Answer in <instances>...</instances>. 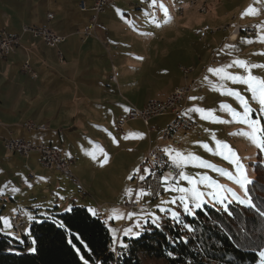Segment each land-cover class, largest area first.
<instances>
[{
  "label": "rangeland",
  "instance_id": "1",
  "mask_svg": "<svg viewBox=\"0 0 264 264\" xmlns=\"http://www.w3.org/2000/svg\"><path fill=\"white\" fill-rule=\"evenodd\" d=\"M26 1L29 2V13L34 14L37 7L40 8L38 15L46 14L45 0ZM133 1V4H130L125 3L124 0H116L106 6L105 11L111 6L123 7V10L108 13L106 18H102L104 17L102 13L98 19L97 25L101 26L108 34L98 38L94 37L101 42L100 45H103V48L99 50L100 56L97 59L93 58V61H90L88 65H81L79 73L74 77L71 75L75 81L74 91H69L71 89L69 87L65 89V85L60 81V77L63 81H68L70 76L67 75V65L61 64L57 59L53 62H47L48 66L41 65L40 68H34L38 74V79L35 81L18 64H12L7 74H0V115H3V120H15L12 125H17L26 120L43 122L48 118L50 133L40 134L42 132L25 131L23 138L27 140L44 138L47 143L51 141L53 146L58 147L65 158L69 159L71 156L75 158L70 166L71 173L68 175L57 170H47L37 164L34 156L28 160L22 155L7 151L0 138V194L3 190L16 192L15 201L8 199L5 207L4 201L0 197V217L7 218L12 226L11 217L14 212H21L24 215L26 231L29 230L32 220H43L51 217L53 210H55L56 199L73 203L74 198L83 196L85 200L81 204L94 211L103 202H108L111 205V203H118L120 200V203H123L126 196H129V200L132 201L135 192L132 177L138 174L139 166L146 157L150 143L153 146L165 144L161 138L169 124L170 116L167 115L158 116L151 120L150 127L153 128L151 134L148 133V128L141 119L129 123L122 131L117 129L118 118L121 115H126L129 110L120 114V102L125 103L126 101L130 106L142 108L146 100L159 98L169 87L183 82L185 72L180 66L188 67L190 65L188 58L184 62L177 61L175 65L167 68L151 65L138 66L137 60L131 61L130 54L133 53L132 51L135 52L137 46L142 45L141 49L144 54L148 48L144 45L145 40L134 36L130 30L133 25L137 26L136 28L143 27L140 17L137 18L139 12H136L135 9L139 8L146 12L145 14L149 18L148 22L145 21V23L150 27L152 21L157 22L155 14L158 11L157 6L162 7V2L170 8L172 6V0H161V2L159 0ZM22 2L23 0H10V4L16 6L12 9L15 15L18 4ZM0 4L3 2L0 1ZM166 5H163L165 10L168 9ZM249 8L254 9V11L249 13ZM226 13H229V16H224ZM183 14L184 18L181 23L187 28L185 37L188 45L187 52L194 55L193 65L198 68L189 75L188 84H192L193 78L200 71L201 62H205L203 58L199 59L198 55H206L208 62L211 52L223 44L226 33H228L227 40L229 42L237 40L238 35L235 27L238 25L254 28L255 35L246 38L242 33L243 36L238 42L226 44L224 51L229 52L230 49V60H226L218 66V61L221 60L222 56L219 54L217 59L212 62V68L226 67L236 60H244L249 65L253 63L264 64V42L260 40V37L264 36V0H201L193 7L186 9ZM3 22L0 17V23ZM205 25H209L214 32L210 31L207 37L200 41L199 31ZM226 25L230 26V30L223 29ZM220 27L222 29L218 30ZM179 36V34H175L173 40ZM109 37L116 38L117 45L114 47H112L113 45L105 46L106 43H109ZM185 39L180 38L179 44H182ZM179 44L175 43L174 47L177 49ZM112 48L123 52L128 57L129 63L121 65L118 61H111L107 51H111ZM207 49H210L209 54ZM171 52L176 53L177 51ZM135 59L140 58L137 55ZM112 64L117 66V71L113 70L112 75L118 77L120 91H116V88L108 90V82L103 81L105 79L104 73L111 70ZM226 70L233 74L246 75L244 69L238 65H233L231 69ZM252 74L264 79V68L253 69ZM146 77L148 81H146ZM87 79L89 80L87 81ZM111 85L116 86L117 84ZM77 86L84 87L85 95L82 92H75ZM228 88L240 92L254 110L252 117L261 119V114L257 111L259 106L251 100V94L246 91L244 85L221 80L209 72L208 76L188 93L180 105L182 114L191 116L196 121L197 129L182 131L177 136L178 145L167 146V148L180 151L184 155L198 156L206 164L215 165L234 173V167L231 163L215 154V140H220L222 143H227L237 153V158L245 167L247 180L252 181L255 177L254 164L258 159H262L264 150L258 149L247 136L242 135L244 131H248L246 125L233 121L230 114L219 107L221 104H227L235 111H242L239 100L235 96L226 94ZM192 97L196 99L193 100ZM189 107L204 108L205 114L211 111L219 120L228 122L219 123L202 120L200 114L188 112ZM12 114L16 116H12ZM262 121L263 119H261ZM1 123L5 126L9 124L7 121H1ZM60 128L62 129L61 132ZM1 131H3L2 128H0V134ZM199 133L202 134L201 137ZM214 137L215 139H213ZM205 143L209 144V149L202 147ZM93 155L96 159H93ZM105 159H107V163L101 165V161ZM183 169L186 174L194 177L207 174L225 187L232 188L242 198L249 199L244 196V190L240 189L235 181L221 176L213 168L202 167L198 161L191 162ZM30 172L35 175V178H28ZM74 176L83 180L84 187L89 192L88 195L82 192L80 186L73 183ZM45 180H49V183H45ZM180 186L186 187L188 185L186 182H180ZM201 190L207 191V189ZM163 195L156 200H151L149 197H146L148 200L144 198L140 200L137 197V201H140L142 206L136 210L132 209L129 212L131 215H127L122 204V206L117 207L115 220L111 222L109 228L112 238L117 237V243L113 244L112 247L118 248V239L124 232L123 230L131 228L133 232H140L141 227L148 225L149 222L152 223L153 215L158 216V222H160L161 217L167 214V212H160L161 207L176 210L179 206L178 203L175 205L164 204L162 201H170L179 194L166 192ZM229 199H231L230 196ZM2 232L6 234L4 231ZM137 237L133 235L131 238ZM145 261L146 264H161L153 259H146Z\"/></svg>",
  "mask_w": 264,
  "mask_h": 264
},
{
  "label": "trees",
  "instance_id": "2",
  "mask_svg": "<svg viewBox=\"0 0 264 264\" xmlns=\"http://www.w3.org/2000/svg\"><path fill=\"white\" fill-rule=\"evenodd\" d=\"M261 157L247 186L252 204L230 203L231 215L222 207L205 204L194 216L181 210L182 223L178 224L167 213L159 227L149 222L140 229V236L126 238L127 251L120 254L112 250V235L101 216L84 205L65 210L56 205L51 217L32 220L19 239L0 231V264H83L81 256L89 264H146V259L161 264H257L264 248V155ZM185 223L191 231L183 227Z\"/></svg>",
  "mask_w": 264,
  "mask_h": 264
},
{
  "label": "crops",
  "instance_id": "3",
  "mask_svg": "<svg viewBox=\"0 0 264 264\" xmlns=\"http://www.w3.org/2000/svg\"><path fill=\"white\" fill-rule=\"evenodd\" d=\"M0 1L3 2V4H0V17H1V19H3V21H4L3 23L6 22V24L0 23V32L4 30V31H7L8 33H10L12 35H18L19 36V45H18L16 51L14 53L8 55L5 59L0 60V74L1 75L4 73L7 74L8 71H10L12 64L13 65L18 64L20 66V68L24 71V69H23L24 64L26 62H29L30 66L34 70V68H40L41 65L42 66L43 65L48 66L49 64H47V62H53V60L57 59V60H59V62L61 64L67 65V68H68L67 75H68V77L70 76L68 78V81H63L62 77H60L59 78L60 81H62V83L65 85L64 86L65 89H67V87H69V88H71V89H69V91H74L73 88H74V82L75 81H74V79L71 78V75H72V77H74L76 74L79 73V71H80L79 69H81V65H84V66L88 65L90 61H93L92 60L93 58L97 59L100 56L99 50H101L103 48V45H100L101 42L98 41L94 37L98 38L99 36H102L104 34H108V32H106L101 26H98L97 32L95 34L96 36L94 35V36H90L87 38L83 37V32L89 24L91 12L90 11H82L80 8V3L84 1L88 6H91L93 3V0H51V1L45 0V5H46L45 7L47 9L45 15H43V14L38 15L40 8H37V7H36V10L34 13L35 15L32 14L31 12L29 13V11H28L29 2L26 0H23L22 3L18 4L17 14L15 15V12L14 11L12 12V9H14L16 6L11 5L10 0H0ZM124 1H125V3L128 2L130 4H133V2H134L133 0H124ZM159 1L161 2V0H159ZM163 5L165 6L166 3L162 2V7L161 6L156 7L158 9V11L155 12L157 22L155 23L154 21H152L153 23L150 24V25H152L150 27H148V24L145 23V21L148 22V18H149L147 16V14H145L146 12H144L143 10H141L139 8L135 9L136 12H139V13H137V18L140 17V22L142 23L143 27L136 28L137 26L133 25V28H131V29L129 28V29L132 30V34L134 36H137V37H140L141 39H144L145 40L144 45H146L148 48L144 54L142 49H141L142 45H139L140 47L137 46L135 52L132 51L133 53L130 54V56L132 58L131 61L134 62V60H137L138 66L151 65V66H164L167 68V67H170L172 65H175V63L177 61L184 62L188 58L190 60V65L188 67H193V70H191L189 73H185V79H183V82L174 84L173 86L169 87L161 97L154 98V99H165L175 89L186 87V86H191V88H192L191 91H192L193 88H195V86L198 83L203 81L204 78L206 76H208V73H209L208 69L212 68V62L215 61V59H217L219 54H222V56H221V60L218 61V66H220V64H223L226 60H230V53H229L230 49H229V52L224 51V48L227 46L226 44L238 42L241 39V37L243 36L242 34H240V35H238V38L236 41L229 42L227 40V34L228 33H226L225 37H224L225 39H224L223 44L218 49L213 50L211 52V54L209 55L210 60L208 62L206 60L207 59L206 55L205 56L204 55H201V56L198 55L199 59L203 58V60H205V62L204 61L201 62V68H200L199 73L196 75L195 78H193L192 84H188L189 75L192 72H195L196 70H198V68L195 65H193V62L195 59L194 55H191V53L189 54L187 52V49H188V45L186 43L187 38L185 39L186 33H187V28L185 27V25L183 23H181V20L184 18V14L183 13L180 14L177 11V7H176V4L174 3V0H172L171 8L166 5L168 8L167 10H165V8H163ZM116 10H119V11L123 10V7L111 6L109 9H107L106 11L103 12L104 17H102V18H106V15L108 13L111 14V13L115 12ZM49 13H53V15H54V17L52 19H48ZM27 15H30V16L27 17ZM101 15L102 14H100V16ZM100 16H99V19H100ZM224 16H226V17L229 16V13L224 14ZM25 26H45V27L51 29L52 31H54L55 33L65 36L66 39L58 47H50V46L46 45L41 39L34 38L30 33L24 32ZM176 27H177V30H176ZM175 34H177V35L179 34L180 36H179V38H176V40H173L174 39L173 36ZM207 35H206V37H207ZM244 37L250 38L252 36H246L244 34ZM116 38H117V36H116ZM116 38H112V37L110 38L109 37V39H108L109 43L108 44L106 43L105 46L110 47L111 45H113L112 47H114L115 45H117V43L115 41ZM180 38L185 39L182 44H179ZM202 40H200V41H202ZM175 43L179 44V47L177 49H176V47H174ZM54 49H56V50H54ZM171 49H173V50H171ZM117 51H119V50H116L115 48H112L111 51H107L108 56L111 58V61H114V62L118 61L121 65H126L127 63H129L128 57L125 56V54L123 52H120V51L117 52ZM171 51H177V52L172 53ZM207 51H208L207 53L209 54L210 49H207ZM59 52L62 53L63 60L60 59ZM137 55H138V58H140V59H135V57ZM114 67H116L115 71H117V66L115 64H112L111 70H109V71L107 70L110 73L108 74V72L106 71V73H104L105 79L104 80L102 79V80L104 82H108V84H107L108 90H111L112 88H116V91H118V90L120 91L121 87H119V85H118V77H116L115 82L112 81V76H113L112 71L114 70ZM180 67H181L182 71L185 72L183 70L184 67L183 66H180ZM205 68H207V69H205ZM24 72H26V71H24ZM26 73H28V72H26ZM35 73L37 74L36 71H35ZM147 75L150 76L149 73H147ZM29 76L34 81L38 79V74H37L36 78H33L30 74H29ZM145 79H146V81H148L147 77ZM88 80L89 79H87V81ZM113 83H116L117 85L112 86L111 84H113ZM86 87H87V85L85 86V88ZM75 92H77V93L82 92V94L85 95L84 87L77 86V91H75ZM106 92H108V91L106 90ZM150 100H152V99H150ZM147 101L148 100H146L144 102V104ZM120 107H121L120 114H123L124 112L125 113L127 112V110L130 107V104L128 105V103L126 101H125V103L120 102L119 108ZM187 107H188V105H187ZM187 107H185L186 110H187ZM190 108L191 107H189L188 109H190ZM181 109L182 108L180 107V113L182 114ZM188 112H191V111H188ZM183 115L186 116V114H183ZM12 116H16V115L12 114ZM167 116H170L169 120H168L170 122L174 118L175 115L174 114H167ZM187 117L191 118V116H187ZM47 119H45V121L39 122V123L49 124V120H47ZM0 120L2 122L7 121L11 125L10 126L8 124L6 126L8 129L4 127L5 125H3L1 127L3 131H1L0 138L4 137L5 135H8L9 128L15 137H22L23 138V132H25V130L23 128H21V126H20L21 123H19L17 125H12L15 120H11V119L3 120L2 114L0 115ZM134 121L128 122L125 125L124 129L126 128V126L129 123L134 122ZM61 130L62 129L60 128V132H61ZM50 131L51 130L49 128V130L42 131V133H40V134L50 133ZM152 131L150 132L148 129L149 134H151ZM35 132H41V131H35ZM60 132L58 131V133H60ZM31 140H34L36 142L47 143V141H45L44 138H37V139H31ZM1 141L3 142L2 138H1ZM48 143L53 146L51 141ZM150 146H151V143H150L149 147ZM3 147H4V143H3ZM54 147H56V146H54ZM56 148H58V147H56ZM165 148H167V146H165ZM148 149H147V151H148ZM31 156H34L36 158L35 160L41 168H44L47 170H54V169H48V168L43 167L39 162V155L37 153L32 154ZM31 156L29 158H26V159L31 160V158H32ZM68 157H70V156H68ZM70 159H72L73 162L75 160V158L73 156H71ZM74 177L80 181L81 186H82V187L80 186V189L82 190V192L85 195H88L89 192L84 187L83 180H81L78 176H74ZM134 177H132V180L134 179ZM28 178L33 179V178H35V175L30 172L28 174ZM45 183L48 184L49 180H47ZM171 184L172 183L167 182V184H165V189H166V187H168ZM58 185H59V183H58ZM166 192H168V191L165 190L164 194ZM15 194H16V192H13L12 190H3L2 194H0V197L4 201V207L6 206V202L8 199H10L13 202L15 201ZM137 197L140 200H142L143 198L148 200L146 198V196H144V194L141 195V192H138L135 189L133 199L137 200ZM163 197H164V195H163ZM125 198L129 199L130 197L126 196ZM125 198H124V200H125ZM84 200H85V198L83 196L80 198H78V197L74 198L73 203L71 201H65V202L63 201L62 202L59 199L58 200L56 199L55 200V206L58 205L59 209H61V208L66 209L67 207H70L74 204L83 205L81 203H83ZM58 201H60V202H58ZM101 204L102 205L96 207L95 213L98 214L99 216H101L106 221L108 227L110 228L111 222H114L115 218L109 219V217L114 216L112 212L114 209L116 211L118 206L123 205V207H124V202L120 203V200H119L118 203H116V202L111 203L112 206L109 205L108 202H103ZM35 210H37V209H35ZM133 210H136V209H133ZM181 210H182V208H180V206H178L176 208V211H181ZM131 211H132V209L129 211L126 210L127 215ZM167 213H170V212H167ZM0 225H1V227L3 226L2 220H0ZM129 236L133 237V235H129ZM126 238H129V237L124 236V232H123L121 234L120 238L118 239V243H120V241L123 240V242L125 241V243L127 244ZM112 241H113V238H112Z\"/></svg>",
  "mask_w": 264,
  "mask_h": 264
},
{
  "label": "built area",
  "instance_id": "4",
  "mask_svg": "<svg viewBox=\"0 0 264 264\" xmlns=\"http://www.w3.org/2000/svg\"><path fill=\"white\" fill-rule=\"evenodd\" d=\"M116 0H93L91 6H88L84 1L80 3L82 11H90L91 17L89 24L83 32V37L87 38L94 36L98 29V19L102 14L106 6L110 3H114ZM201 0H174L177 11L182 14L186 9L193 7ZM54 17L53 13L48 14V19ZM222 27L218 28V30ZM224 30H230V26L226 25ZM237 30V31H236ZM213 31L209 25L203 26L200 31V40L204 39L206 35ZM235 31L237 35L245 34L246 36H254L256 31L252 27L236 26ZM24 32L30 33L34 38L41 39L46 45L50 47H58L65 41L66 37L59 35L45 26H25ZM214 32V31H213ZM230 40V38H228ZM232 39V35H231ZM19 45V36L12 35L7 31L0 32V60L5 59L8 55L14 53ZM60 59L63 60V55L59 52ZM24 71L28 72L33 78L37 77V74L30 66L29 62H26L23 66ZM206 69V68H205ZM116 70V67H114ZM185 73H189L193 70V67H184ZM112 80L116 81V76H112ZM191 86L175 89L165 99H152L145 103L142 108L136 106H130L126 115H121L117 121V129L122 131L125 125L137 119H141L151 132L153 128L150 127V122L153 118L163 116L167 114H174V118L169 122L168 126L163 132L162 140L164 145L153 146L151 145L147 151L145 159L139 166V172L134 177V185L136 191H142L146 197L156 198L163 195L165 192V176H171L178 179L179 172L183 169L175 168L171 158L164 152L165 146H177V136L182 131L196 130V121L180 113V105L191 91ZM3 124L0 121V128ZM21 128L28 132L35 131H47L49 126L46 123H39L33 120H26L21 123ZM5 128H7L5 126ZM8 129V128H7ZM201 137L202 134L199 133ZM4 143V147L11 153L22 155L29 158L32 154L37 153L39 155L40 164L48 169L57 170L63 174H70V166L73 163L72 159L65 158L61 151L47 143L36 142L34 140H27L22 137H15L12 131L8 130V135L1 137ZM143 176L145 179L141 180ZM169 183H173V179H169ZM73 183L77 186H81L80 181L73 177ZM142 206L140 201L133 199L130 201L125 198L124 207L126 210L137 209ZM25 217L21 212H14L11 220L13 226L11 231L14 236L22 237L26 232ZM144 230V229H142ZM120 254L126 253L127 249H116Z\"/></svg>",
  "mask_w": 264,
  "mask_h": 264
},
{
  "label": "snow or ice",
  "instance_id": "5",
  "mask_svg": "<svg viewBox=\"0 0 264 264\" xmlns=\"http://www.w3.org/2000/svg\"><path fill=\"white\" fill-rule=\"evenodd\" d=\"M254 9L249 8L248 12L252 13ZM260 40L264 42V36L260 37ZM251 42V41H249ZM233 65H238L240 68L244 69L246 75H237L233 74L231 71L226 69H231ZM264 68V64H246L244 60L233 61L232 64L226 65V67H215L209 68L208 72L215 74L221 80L231 81L232 84H242L246 87V91L251 94V100L255 101L258 104L257 111L261 114V119H264V79L259 78L258 76L252 74L253 69ZM226 94L229 96H235L239 100L240 105L242 106V111H235L227 104H221L219 107L222 110H226L233 121L240 124L246 125L248 131H244L242 135L247 136L252 143L260 150H264V126H262L261 119H254L252 117L253 108L250 106L249 101L240 94V92L228 88ZM191 99L195 100V97ZM193 113L200 114L202 120H211L213 122L227 123L228 121L219 120L213 112L209 111L205 114V109L200 107H195L189 109ZM127 138V137H126ZM215 139V137L213 138ZM204 149H209V144L205 143L202 145ZM164 152L171 158L175 168L183 169L187 167L191 162L198 161L202 167L213 168L216 172L220 173L221 176L226 177L229 180L235 181V184L239 186L240 189L244 190V196H248L247 184H250L251 181L247 180L245 175V167L237 158V153L234 152L227 143H222L220 140H215V154L223 158V160L228 161L234 167V173L225 171L223 168H218L215 165L206 164L198 156H193L191 154L184 155L180 151L175 149L165 148ZM93 159H96L93 155ZM107 163V159L101 161V165ZM141 180L145 177L141 176ZM169 179H173V183L166 187V191L170 193H178V196H174L172 200L162 201L164 204H179L182 208V212L188 216H194L197 210H200L206 203H211L213 206L219 205L223 208L225 212H229L228 205L233 201L238 202L240 205H251V199H244L237 194L232 188L225 187L223 184H220L218 181L214 180L211 176L207 174H200L198 177H194L186 174L184 171L179 172L178 179L172 178L170 175L164 177V182L167 184ZM180 182H186L188 186H180ZM207 189V191L201 190ZM144 193L141 192V195ZM229 196L231 199H229ZM227 201V202H226ZM89 212L95 215L93 209H89ZM160 212H170V218L176 221L178 224L182 223L181 212L176 210H171L168 208L161 207ZM114 216H110L109 219L115 218V209L113 210ZM264 214V213H262ZM131 215V214H129ZM0 220L3 221V226L0 227V231H4L6 235L12 237L14 234L10 230L12 225L9 223V220L4 217H0ZM159 217L156 215L152 216V223L158 224ZM60 227H64L63 223L60 224ZM183 227L191 231V227L188 224H183ZM135 235L139 236L140 232H134L131 228L124 230V236ZM17 239H19L17 237ZM71 242V241H70ZM35 243V241H33ZM117 243V237H113V244ZM119 246L123 249H126L128 245L123 241H120ZM12 250V249H10ZM114 252L116 248L112 249ZM29 251L34 252L35 248H30ZM79 252V249H77ZM172 255V253H169ZM80 259L83 261V264H89L88 260L81 256ZM259 264H264V250L259 253Z\"/></svg>",
  "mask_w": 264,
  "mask_h": 264
}]
</instances>
